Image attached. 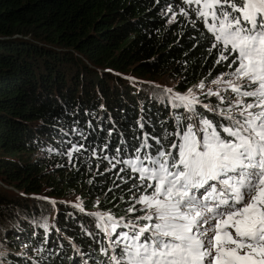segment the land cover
<instances>
[{"label":"trees","instance_id":"trees-1","mask_svg":"<svg viewBox=\"0 0 264 264\" xmlns=\"http://www.w3.org/2000/svg\"><path fill=\"white\" fill-rule=\"evenodd\" d=\"M195 7L0 0L1 264H109L128 242L121 232L156 223L137 219L148 215L137 203L148 180L111 158L177 156L178 125L228 124V102L204 95L190 111L176 98L235 67L216 63ZM96 213L111 215L109 228Z\"/></svg>","mask_w":264,"mask_h":264},{"label":"snow or ice","instance_id":"snow-or-ice-1","mask_svg":"<svg viewBox=\"0 0 264 264\" xmlns=\"http://www.w3.org/2000/svg\"><path fill=\"white\" fill-rule=\"evenodd\" d=\"M183 2L195 4L191 10L205 24L211 19L212 48L220 52L216 63L231 57L228 67L235 65L230 79L212 83H226L238 98L221 113L227 125L207 119L200 127L178 125L181 143L171 145L177 156L159 151L155 157L111 158L128 165L141 182L155 181L146 185L154 191L137 200L152 214L137 219L155 217L157 222L131 236L123 233L128 243L109 264H264V0ZM180 12L188 14L185 8ZM197 87L203 89L204 83ZM208 95L225 99L220 92L209 90ZM176 98L190 111L199 102L192 89ZM145 160L151 167L144 166ZM200 189L204 193L198 196Z\"/></svg>","mask_w":264,"mask_h":264},{"label":"rangeland","instance_id":"rangeland-1","mask_svg":"<svg viewBox=\"0 0 264 264\" xmlns=\"http://www.w3.org/2000/svg\"><path fill=\"white\" fill-rule=\"evenodd\" d=\"M206 10V9H205ZM212 23V21H211V19H209L208 20V25H210ZM233 70H231L230 72H228L227 74H229V73H231ZM227 74H224V75H222V76H219V77H223V79L226 81V80H228V79H230L231 77H229ZM218 77V78H219ZM217 80V79H216ZM167 84V86H163V84H161V86H163L164 88H162V89H164L165 91H166V94H170V93H172V92H169V91H167L168 89H171L172 90V88H173V84L172 83H170V82H168V83H166ZM193 90V95L195 96V99L197 100V99H200L202 96H204V95H206L207 97H216L220 102H228L229 103V101L230 100H234V99H237L238 97L236 96V94H234V93H232L231 91H230V89L228 88V86H227V84L226 83H221V84H213V83H210V84H204V88L203 89H201V88H199V87H195V88H193L192 89ZM209 90H211L212 92H220L221 93V95H223L224 97H225V99L223 100V101H221L220 99H219V97L218 96H216V95H208V92H209ZM186 94H188V92H186ZM186 94H180V95H186ZM170 96V95H169ZM179 100V99H178ZM173 102V101H172ZM181 102V101H180ZM183 103V102H182ZM184 104V103H183ZM200 127V126H199ZM146 180H148V179H146ZM148 182H149V184H154L155 183V181L154 180H148ZM213 181H210L209 183H212ZM205 187H207V185L205 186ZM154 191V189H152V188H147L146 189V191L144 190V194L145 195H149V194H151L152 192ZM201 193H204V189H200L198 192H197V195L199 196ZM148 215H151L152 213H151V210H148V213H147ZM101 216H103L104 217V223H105V225H106V229L107 228H109L110 227V223L109 222H107L106 221V218H108L109 219V217H106V216H104V214H101ZM154 219H155V217H153ZM110 220H114L113 218L112 219H110ZM157 222V221H156ZM123 234V232H121V236H123L122 235ZM127 241V240H126ZM128 243V242H127ZM124 244H126V243H124ZM7 248H8V246L3 242V240L1 239V237H0V264H1V260H2V258L5 256V254L7 253ZM24 251V250H23ZM25 251H27V250H25Z\"/></svg>","mask_w":264,"mask_h":264}]
</instances>
